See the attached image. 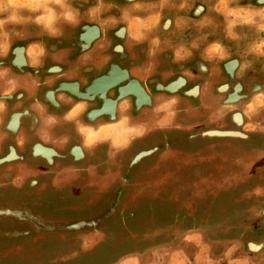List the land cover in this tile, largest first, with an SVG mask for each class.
<instances>
[{
    "label": "flooded vegetation",
    "instance_id": "af4514ba",
    "mask_svg": "<svg viewBox=\"0 0 264 264\" xmlns=\"http://www.w3.org/2000/svg\"><path fill=\"white\" fill-rule=\"evenodd\" d=\"M123 2L124 0H121V3ZM192 12L194 17L199 18L204 15L206 8L203 3H196ZM171 15L165 14L162 32L166 33L172 27ZM105 31L102 24L84 19L78 27L68 29L60 39L33 36L29 40L18 41L7 58L0 60V64L10 66L22 78V86L16 94L6 98L0 97L7 105L0 109V250L5 245L14 249L15 239L19 238L31 242H45L52 236L64 241L69 237L68 232H99L111 228V231H114L119 227L128 231L137 228L134 231L136 245L132 247L145 250L143 248H146V236L143 237L137 232L147 228L145 223L161 229L164 222L170 220L176 222L174 229L177 233L170 237L158 236L163 239L161 246L167 244L166 246L171 248L163 254L179 252L183 256H190L196 249L195 245L200 244L198 240L190 239V234L186 235V232L203 229L211 241H237L243 244L247 254L255 255V252L248 250V243L264 239V233H259L264 229V195L259 197L256 204L255 195H252L253 202L250 203L248 199L249 203L245 207H239L235 199L252 193L258 186L264 188V107L255 109L253 113L247 112L246 107H243L255 94L264 92V77L255 74V86L246 93L244 83L236 76L239 60L229 58L222 67L226 81L216 86L213 91L219 98V101H215L216 97H211L212 93L207 94L203 82L190 81L178 73L186 64L174 63L171 53L167 57V69L176 73L165 83L156 75L152 76L149 85L131 72L132 63L127 52V26L118 24L109 27L108 36ZM86 35H89L88 40L84 39ZM33 41H42L48 48V55L36 67L31 65L33 56L29 49V44ZM106 41L109 44L108 50H105V47L101 49L102 44L107 45ZM137 52L140 57H145V51L139 49ZM105 53L112 54L113 59L99 67L101 62L98 57H104ZM233 62L236 64L232 69L230 66ZM115 66L127 71L129 80L139 82L149 95L150 104L138 108L134 97L118 98V88L128 84V80H124L106 92L105 98L116 103L115 116L111 119V105L107 107L100 94H88L87 90L94 87L98 79L108 76ZM229 69L232 70L233 78H230ZM197 73H208L207 66L202 61L198 64ZM180 82H183V85L172 93L161 90V85L168 86ZM257 87H261L260 90H257ZM156 93L166 94L168 98L180 97L181 102H186L187 105L188 101L191 102V106L186 108L189 113L184 115L189 116L186 117L188 119L183 118L180 113L170 127H159L158 121L162 113L153 112ZM86 95L89 98H85ZM235 95L238 100L231 102V96ZM201 101H205L207 106L201 108ZM78 103L87 106L80 117L85 124L100 129V122H106L108 125L119 124V118L127 115L130 121L123 128L131 132L130 130L135 128L133 125H137L135 119L141 118L142 130L127 136L117 147L110 139L102 142L97 139L94 146L87 147L77 132L76 124L62 119L63 115ZM181 106L177 105L178 112L182 109ZM98 111H103V114L97 115ZM48 114L61 118L60 122L52 127L46 125L45 117ZM237 114L242 116L240 125L235 120ZM211 132L239 134L203 135ZM154 135L157 140H150ZM215 140H237L255 144L251 145V148L255 149L241 155L245 161L244 165L234 163L240 167L230 163L226 165L224 160L220 159L214 167L204 171L205 166L195 163L204 161L201 157L202 148L193 149L192 145L198 142L208 143L206 146L212 147ZM38 147L52 151L50 157L40 154ZM78 149L81 155L77 154ZM149 151L152 153L133 163L136 156ZM155 155L162 158L159 157L152 167L149 178L152 187L150 191L139 195L140 198L136 200L139 207L131 212L128 206L133 197L132 189L144 175L139 165ZM185 166H188L189 170H184ZM222 171L226 173L218 180L217 173L221 174ZM245 185L246 187L239 188ZM122 186L123 192L119 195ZM233 189L240 191L231 196L233 205L227 208L219 203L227 199L222 192L226 190L224 193H228ZM25 190L28 193H24ZM83 192L88 193V201L82 203L80 209L86 208L89 212L81 219L73 220L43 209L45 205H51L47 201L51 196L59 197L60 203L66 198L80 197ZM30 196L31 204L25 201ZM194 196L199 197L200 202L189 204L188 198L192 197L194 200ZM148 199L150 202L155 201V204L143 202ZM204 199L210 203L206 204L207 200L201 203ZM59 205L54 204L56 208L53 209L66 210L63 209L67 208L65 204ZM100 205L102 209L105 208L101 214ZM144 215L146 218L148 216L146 222ZM79 223L84 226L69 229L71 225ZM115 223H118V226ZM226 226L231 229L223 228ZM257 232L258 235L255 236ZM130 235H110L109 242L131 244L133 242L130 238L133 236ZM4 241H8V244ZM250 246L256 248L255 245ZM208 248L210 249L209 245ZM125 249L120 253L123 259V254L127 252ZM209 249L208 255L211 254ZM158 250L163 251L164 247L156 250L146 248L138 253L149 252L154 257ZM237 252L232 253L231 257H238Z\"/></svg>",
    "mask_w": 264,
    "mask_h": 264
},
{
    "label": "clouds",
    "instance_id": "9594fccd",
    "mask_svg": "<svg viewBox=\"0 0 264 264\" xmlns=\"http://www.w3.org/2000/svg\"><path fill=\"white\" fill-rule=\"evenodd\" d=\"M196 3H203L207 10L199 19L189 15ZM166 13H171L173 20L168 39L159 34ZM84 19L104 27L127 26L131 46L147 45L148 62L143 71L149 75L156 68L154 58L168 51L177 64L190 60L197 52L207 64H219L233 55L225 41L236 45L241 73L254 71L256 62H262L264 67V0H124L123 3L121 0H0V60L7 58L18 41L33 36L60 39ZM190 30L196 35L187 39L185 34ZM29 49L33 67L48 55L42 41H33ZM21 86V75L10 66L0 64V97L16 94ZM178 103V98L169 97L156 105L154 111L164 114L161 125L175 119ZM6 106L0 99V109ZM86 107L84 103L75 104L62 119L74 122L85 145L92 147L99 137V129L81 121ZM259 107H264V92L247 101L249 111ZM60 119L48 114L45 123L52 127ZM129 121L127 115L119 118L120 124L127 125ZM131 130H142V126ZM250 195L260 197L264 195V188L258 186Z\"/></svg>",
    "mask_w": 264,
    "mask_h": 264
},
{
    "label": "rangeland",
    "instance_id": "374dc122",
    "mask_svg": "<svg viewBox=\"0 0 264 264\" xmlns=\"http://www.w3.org/2000/svg\"><path fill=\"white\" fill-rule=\"evenodd\" d=\"M149 139L154 141L157 140L155 139V135L150 137ZM115 142L117 144L120 143L118 140ZM214 142L215 143L212 144V147L211 146L207 147L206 145H208V143L203 144L196 142L194 143V145H192L193 149L202 148L201 151L203 152V154L201 155V157L204 158V161L195 162V163H201V166H205V168H203L204 171H208L209 168L214 167L217 162L221 161L220 159L224 160L223 162L226 163V165L230 163L232 165H235L236 167H240L241 164L242 165L245 164V161L243 160V158H241V155H243V153H248L249 152L248 150L250 149H255V147L251 148V145L255 146V144H248L245 142L243 143L237 140H215ZM211 148L213 149L210 150ZM159 157L162 158V156H158V155L147 158L139 165L140 170L143 172L144 175L143 178L139 180L138 184L136 183V185L132 189L131 196L133 197L130 206H128L131 212H134V209L139 207V203L136 200L139 199L142 194H145L147 190L150 191L152 187V185L149 183L150 181L149 178H151L150 174L151 171L153 170L152 167L155 165V163H157ZM238 162L240 166L234 164ZM183 169L189 170V167L185 166ZM225 173L226 171H222L221 174L217 173L216 178H219L218 180H220V178H222V175ZM243 187H246V185L239 186L240 189H242ZM240 189L229 190L228 193H224L226 190L223 191L222 192L224 194L223 196L226 195L227 199H225L224 202L222 201L219 203H221L227 208L232 207L231 205H233V202L231 196L238 194ZM24 193H28V191L25 190ZM250 194L251 193L243 194L242 196H239L238 198L235 199L239 207H243V206L245 207L246 204L249 203L248 199H250V203L253 202L251 201L252 200L251 198L253 197ZM208 196L210 197V194H208ZM194 198H195L194 200L192 199V197L188 198L189 200L187 201L189 202V204L195 205L197 202L198 203L200 202L199 197L194 196ZM206 198L208 199V197ZM48 199L49 200L47 201L51 205H45L43 209L46 211H51L52 213H55V215L66 216L68 218H72L73 220H76V219H81L82 216L85 217V214L89 212V210H86V208L80 209V205L82 203H87L88 201V193L86 192L85 193L83 192L82 196L80 197L75 196V198L72 199L66 198V200H61L60 203H59V197L51 196ZM207 199L201 200V203H204ZM258 199L259 197L255 196V204L258 201ZM31 200H32L31 196L29 197V199H25L27 203L30 202ZM150 201L151 200L148 199V201L144 200L143 202L144 203L155 202V201L154 202H150ZM0 202L2 203V201ZM31 203L32 202H30V204ZM209 203L210 202L207 200L206 204ZM54 204L55 206L59 204H60L59 206L65 204L67 208H63L66 210L56 211L53 209L56 208ZM143 206L146 207L145 205ZM72 207H75L77 209L75 208L72 209ZM100 209H101L100 210V214H101L105 210V208L103 207L102 209V206L100 205ZM71 215L72 217H70ZM144 218L146 222L148 216L146 218V216L144 215ZM174 223L176 222L175 221L172 222L170 220L167 223L164 222L162 226L160 224L161 229L152 226L150 223H145L144 225L147 226V228L142 230L141 232L138 231L137 234H140L143 237L146 236V239L144 240V244L145 247L148 249L156 250L159 249V247H164L165 249L170 250L171 248L167 247L166 246L167 244L161 246L163 243V239L159 238L158 236L167 235L168 237H170L176 235L177 230L174 229L175 228ZM115 224L116 226H118V223ZM223 228H227L228 230L231 229V227L228 226ZM112 229L113 228H111L110 230L103 229L100 230L99 232H94L92 230L77 231V232L75 231L72 233L68 232L69 237H67V240L64 241L55 239L52 236L48 238L45 242L42 241L31 242L29 240H24L21 238L15 239L16 242L13 244L14 249H11L12 248L11 246L6 247L7 245H5L0 250V264H119L121 259H123L120 257L121 256L120 253L125 248L127 249V250L125 249L127 252L123 254L124 255L123 257H129L131 255L140 256L144 254L138 252H143L146 250V248H143L145 250H141L139 248L136 249L135 246L132 247L133 245H136L134 242V239L136 238L134 237L136 232L134 231H136L137 228L130 231H128V229L124 230V228L122 229L121 227H119L114 231H111ZM124 233L127 235L132 234L133 237L130 238V240H132L133 243L128 244V242L127 243L118 242L119 244H117L116 242L113 243L109 242L110 235L113 237ZM186 233H185L186 235L190 234V239L194 237L198 238L197 239L198 243H200V246L195 245L196 249L192 253H190L189 257L191 258L196 256V254L200 253V248L202 247L201 245H204L206 247H208L207 245H209L210 249L209 248L208 249L211 253L210 257L212 258L217 257L219 255H223L226 252L228 256L231 257L232 253L238 251L237 252L238 256L247 257L249 260L253 259L254 263L251 264H255V256L254 257H252V255L249 256L243 244L240 242L230 241L227 243H216L214 241H211L208 238V236H206L203 229L202 230L197 229L192 231L188 230ZM259 233H264V229L262 228V230ZM256 235H258V232L255 233V236ZM141 236L140 238L143 239ZM116 237H114V239ZM7 242L8 241H4V243L8 244ZM192 261L193 260L191 259V262ZM188 264L191 263L188 262Z\"/></svg>",
    "mask_w": 264,
    "mask_h": 264
},
{
    "label": "crops",
    "instance_id": "0c3cea01",
    "mask_svg": "<svg viewBox=\"0 0 264 264\" xmlns=\"http://www.w3.org/2000/svg\"><path fill=\"white\" fill-rule=\"evenodd\" d=\"M207 11V10H206ZM205 14V13H204ZM189 15L192 16L193 19H199L197 17H194L193 12L191 11L189 13ZM172 20V18H171ZM172 27H173V20L171 23ZM114 25L110 26L113 27ZM172 27L170 29H172ZM163 28V25H162ZM108 29L109 27H105V35L108 36ZM161 29L159 30V34L164 38V39H168L170 32H162L160 33ZM127 32L129 33V29L127 28ZM186 38L187 39H191L193 36L196 35L194 30H190L189 32H187L186 34ZM217 38V37H214ZM84 39H89V35H86L84 37ZM106 44H102V48L105 50H108L109 44L106 41ZM225 44L231 48L233 50V55L231 58H237L239 60V69L236 72V76L237 79L241 80L244 83V90L247 92L251 91L252 88L255 86V74H258L262 77H264V67H262V62H256V66H255V70H249L248 72L245 73H241L240 72V57L236 54V45H234L233 43L229 42V41H225ZM141 49L142 51H147V45H139V46H131L130 42H129V36L127 38V52L131 58V72L134 76H136L137 78H139L140 80H142L143 82H147L150 85V79L152 78V76H157V78L165 83L167 82L176 72H173L174 70H168L167 68H169V64L167 63L168 60V55L171 54V51L168 52H164L162 54H158L155 58H154V63L156 64V68L155 70L149 75L147 73H145L143 71V66H145L148 62V57L145 53V57L139 56V53L137 52V50ZM30 54L31 51H30ZM33 56V54H32ZM112 54L109 53H105L104 57H98V60L100 63L99 67H102L104 62H107L108 60H112ZM228 60V59H227ZM200 61H202L208 69V73L207 74H198L197 73V67L198 64L200 63ZM226 61V60H225ZM221 62L219 64H213V65H209L207 64L205 61H203L200 58L199 52L195 53V55L188 61L183 62L184 64H186L183 68V70H180V72H178L179 74H183L184 76H186L190 81H200L203 82V87H205L204 89H207V94L212 93L211 97H216L215 101H219V98L217 96H215L213 94L214 88L216 86H218L219 84H221L222 82L226 81V74H224V71L222 69V67L224 66V62ZM181 64V63H180ZM230 68H235V65H231ZM183 85V82H180L178 84H173L171 85L172 87H170V89H172V91H176L177 89H179V86L181 87ZM223 90H225V88H223ZM153 91V89H152ZM166 95V94H165ZM164 94H160V93H156V95H154V97H156L155 99V104L154 107H156V105L163 99H167L168 97H166ZM179 100L178 105H182V109L179 110V112L177 111V116L183 115V118L188 119L186 117L189 116H184L185 113H189V109H186L187 107L191 106V102L189 103L188 101V105L186 102H181V98L180 97H176ZM237 97L235 96H231L230 101L231 102H235L237 101ZM187 101V100H186ZM206 102L205 101H201L200 102V107H205ZM212 106V104H211ZM213 107V106H212ZM242 107V106H241ZM243 107H246L247 112L249 111L247 108V104H245V106L243 105ZM260 108V107H259ZM155 109V108H154ZM258 109V108H257ZM153 112H155L153 110ZM253 113V111L251 112ZM163 113L161 115V118L158 121L159 127L162 128H167L170 127L176 120L175 119L171 122V123H166L161 125L160 121L162 120L163 117ZM235 117H237L236 122H238V124L240 125L242 123V116H240V114H237ZM138 119V118H136ZM135 119V124L137 125H133L135 128L137 127H141L142 126V122L143 120L141 118H139L136 122ZM132 121V118H131ZM124 124H110L108 125V123L106 122H100L99 123V137L98 140L99 142L105 141V140H111L114 142V145L117 147L118 144L115 141H119L121 142L122 140L126 139L127 136L129 135H133L134 133H138V131H132L131 132H127L126 128H123ZM121 132V133H120ZM235 133V132H234ZM235 134H239V133H235ZM117 144V145H116ZM122 145V144H121ZM39 148V147H38ZM37 148V151L39 150L40 154L43 155V153L45 154V156L47 155V157H50V154L52 153V151L43 149V148ZM42 151V152H41ZM77 154H81L79 149L76 150ZM197 240L198 238H192ZM200 240V239H199ZM200 244V243H199ZM202 247L200 248V253L196 254V256L194 257H189V256H183L181 255L179 252H171V255H167V254H163L166 253L165 249L163 251H159L157 252L156 256H152L149 252H146L140 256H129V257H125L124 259H122L120 261L119 264H188V262H190L191 264H251L254 263L253 259L249 260L247 257L244 256H238V257H229L227 252L224 253L223 255H219L217 257H210V255H208V247L201 245ZM208 246V245H207ZM162 250V248L160 249ZM169 254V253H168ZM250 256V255H249ZM255 256V264H264V250L262 251H258L255 252V255H252V257ZM191 259L193 260L191 262Z\"/></svg>",
    "mask_w": 264,
    "mask_h": 264
},
{
    "label": "water",
    "instance_id": "95a60500",
    "mask_svg": "<svg viewBox=\"0 0 264 264\" xmlns=\"http://www.w3.org/2000/svg\"><path fill=\"white\" fill-rule=\"evenodd\" d=\"M253 2H257V0H253ZM203 10V9H202ZM168 24V23H167ZM166 26V24H165ZM96 34H98V30L95 29ZM236 62H233V64L231 65H235ZM113 71L110 72V74L108 76H104L100 79H98L95 84L94 87H90L87 92L88 94L91 93H98L101 95V97L103 99H105L107 107H109V105H111L110 107V114H111V119L114 118V111H115V102L111 101L110 99H106V92L114 87H117L122 81L124 80H128V84H126L125 86L119 87L118 88V93H119V97L118 98H124L126 96H131L135 98V105L139 108L140 106L144 105V104H150V97L149 95L145 92L144 88L139 84V82L137 80H129V75L127 71H122L120 68L118 67H113L112 69ZM229 75L230 78H233V74H232V70L229 69ZM172 84L168 85V86H162L161 85V90L165 91V92H174L172 91V89H170V87ZM259 88L261 87H257V90H260ZM95 90V91H94ZM85 98H89L88 95L84 96ZM229 102V101H228ZM98 114H103V111H98ZM203 135L205 136H238L237 134H233V132H211V133H204ZM152 151L149 152H143L141 154H139L138 156H136V158L133 160V163H136L137 161H139L141 158L151 154ZM123 192V186L122 188L119 190V195ZM262 215L264 216V211L262 212ZM84 224L79 223V224H75V225H71L69 227V229H79L81 227H83ZM6 235H11V234H6ZM15 235H18L15 233ZM250 245H255L256 248L251 247ZM264 248V239L262 241L259 242H250L248 243V250L252 251V252H258L261 251Z\"/></svg>",
    "mask_w": 264,
    "mask_h": 264
},
{
    "label": "bare ground",
    "instance_id": "6f19581e",
    "mask_svg": "<svg viewBox=\"0 0 264 264\" xmlns=\"http://www.w3.org/2000/svg\"><path fill=\"white\" fill-rule=\"evenodd\" d=\"M180 87V86H179ZM97 113V112H96ZM241 116V115H240ZM235 119H237V117H235ZM242 119V118H241ZM238 120V119H237ZM238 122H240V121H238ZM237 122V123H238ZM235 133H238V132H235ZM235 133H233V134H235ZM39 149V148H38ZM80 151V150H79ZM38 152H40V151H38ZM42 152V151H41ZM43 155H45L44 153H43ZM81 155V154H80ZM47 156V155H46ZM49 157V156H48Z\"/></svg>",
    "mask_w": 264,
    "mask_h": 264
}]
</instances>
